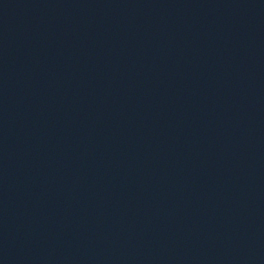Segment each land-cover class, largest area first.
Listing matches in <instances>:
<instances>
[{
  "label": "water",
  "instance_id": "1",
  "mask_svg": "<svg viewBox=\"0 0 264 264\" xmlns=\"http://www.w3.org/2000/svg\"><path fill=\"white\" fill-rule=\"evenodd\" d=\"M0 264H264V0H0Z\"/></svg>",
  "mask_w": 264,
  "mask_h": 264
}]
</instances>
